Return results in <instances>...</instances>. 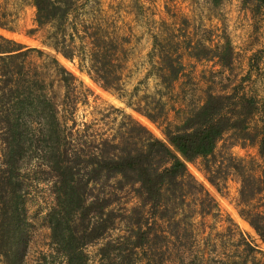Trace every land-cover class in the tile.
I'll use <instances>...</instances> for the list:
<instances>
[{
    "label": "trees",
    "instance_id": "obj_1",
    "mask_svg": "<svg viewBox=\"0 0 264 264\" xmlns=\"http://www.w3.org/2000/svg\"><path fill=\"white\" fill-rule=\"evenodd\" d=\"M30 1L35 6L37 24L52 25L50 42L56 51L70 59L77 56L78 67L101 86L119 85L121 60L112 36L94 31L87 34L88 45L72 40L75 0ZM9 4L10 0H0L2 26L10 20ZM67 27L68 40L64 36ZM226 48L231 49L229 43L217 54L222 65L230 62ZM32 50L42 52L0 34V264H90L85 246L100 240V264H134L131 253L138 248L145 251V264H164L162 254L157 262L152 251L154 222H149L141 209L148 205L152 216L172 217L187 195L209 196L186 162L201 157L207 178L217 186L211 157L226 132L236 139L256 140L262 157L259 175L247 173L240 164H227L240 169V200L247 201L264 191V118L258 130L250 125L259 107L256 96L237 89L207 91L179 122L164 124L161 129L165 139L129 114L118 132L95 134L88 131L85 120L76 119L77 102L86 96L79 87L81 80L78 84L77 76L53 57L64 88L62 97L57 98L49 92V83L36 65L28 63ZM163 60L159 76L165 85H171L179 76L180 64H175L169 54ZM154 106L158 109L155 112L136 109L157 122L163 115L162 106ZM22 164L44 172L36 179L50 181L51 200L42 215L48 227V248L39 250L33 258L27 254L24 184L19 176ZM126 185L133 186L139 197V203L131 209L140 213L132 220L111 206L117 189ZM118 221L124 231L106 237ZM248 221L264 240V224L255 218Z\"/></svg>",
    "mask_w": 264,
    "mask_h": 264
},
{
    "label": "rangeland",
    "instance_id": "obj_2",
    "mask_svg": "<svg viewBox=\"0 0 264 264\" xmlns=\"http://www.w3.org/2000/svg\"><path fill=\"white\" fill-rule=\"evenodd\" d=\"M72 6L75 44L87 41L90 38L87 34L94 31L116 40V53L121 60L117 87L101 86L78 67L77 56L70 59L56 51L50 42L52 25L37 24L35 6L30 0H10L7 15L10 20L0 25V34L42 50L30 51L27 61L36 65L49 83V92L57 98L62 97L64 88L56 75L53 57L77 76L78 84L81 80L79 87L86 96L77 102L76 119L85 120L89 132L103 135L118 132L120 123L129 114L165 139L161 129L164 124L179 122L191 106L203 100L207 91L224 93L234 89L256 96L259 107L250 125L255 130L260 128L264 118V4L261 0H219L218 3L75 0ZM68 31L67 27L64 35L67 40ZM227 43L231 48H226L230 62L222 65L217 54ZM166 54L175 64H180L179 76L171 85H165L159 76ZM157 103L162 106L163 114L157 122L136 109L138 106L155 112ZM229 133L218 140L215 155L211 157L217 186L207 178L201 157L186 162L209 196L187 195L172 217H154L148 205L141 209L144 217L154 222L150 241L156 261L161 253L164 264H264V240L248 221L255 218L264 224V191L242 202L240 169L227 165L234 162L247 173L259 175L262 157L258 142L236 139ZM19 176L24 184L27 254L33 258L39 250L48 248V227L42 215L51 200L50 181L36 179L44 176V172L28 169L24 164ZM116 192L111 206L125 212L131 220L138 216L140 211L137 214L138 209H131L139 203L135 188L126 185ZM116 226L106 237L113 238L124 231L121 221ZM100 243L101 240L85 246L90 264H100L97 252ZM136 251L130 256L133 263L145 264V251L141 248Z\"/></svg>",
    "mask_w": 264,
    "mask_h": 264
}]
</instances>
